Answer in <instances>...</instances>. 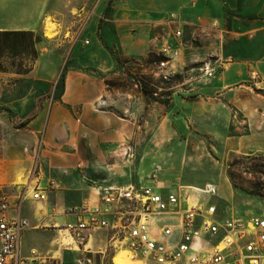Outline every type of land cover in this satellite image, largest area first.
<instances>
[{
    "label": "rangeland",
    "instance_id": "rangeland-1",
    "mask_svg": "<svg viewBox=\"0 0 264 264\" xmlns=\"http://www.w3.org/2000/svg\"><path fill=\"white\" fill-rule=\"evenodd\" d=\"M14 3L22 12L0 0L1 24L30 23L28 14L37 3L42 8L31 25L35 53L5 50L0 56V196L8 197L10 215L30 221L23 251L36 246L60 264L85 256L91 264H114L111 230L85 231L82 240L52 224L61 223L66 206L97 197L102 184L160 182L177 190L212 183L218 195L201 198L226 214L264 215L263 16L223 10L212 0H201L197 10L188 8L189 0ZM151 4L161 7L153 30ZM172 12L188 21L187 58L176 60L178 71L164 79L157 64L173 35ZM213 19L218 29L199 24ZM78 34L91 43L71 48ZM209 58L227 62L223 72L202 81L198 67ZM70 69L80 70L72 86L80 102L73 105L61 100L72 83ZM80 82L85 91L95 89L93 102L82 101ZM99 98L108 102L104 112L94 108ZM50 179L58 188L47 200H22L28 187Z\"/></svg>",
    "mask_w": 264,
    "mask_h": 264
},
{
    "label": "built area",
    "instance_id": "built-area-1",
    "mask_svg": "<svg viewBox=\"0 0 264 264\" xmlns=\"http://www.w3.org/2000/svg\"><path fill=\"white\" fill-rule=\"evenodd\" d=\"M198 2L189 0V6L195 8ZM170 23L175 24L173 36L162 44L160 54L163 57L157 64V72L164 79L178 71L175 61L183 55L182 46L187 35V22L175 12L170 14ZM208 26L206 29H218L219 22L213 19ZM220 59L209 58L201 63L198 69L202 81H209L224 71L227 61L220 62ZM256 75L254 72L253 77ZM104 105L106 100L101 98L96 108ZM56 188L58 183L54 179H50L46 186L36 182L28 187L22 200L26 197L47 200L48 192ZM95 189L97 200L66 206L63 214L72 219L52 224L56 230H64L72 238L79 235L82 240L85 236L80 235L85 231L111 230L114 264V256L121 252H126L133 264H264V215L235 217L226 214L225 209L201 198L202 195H218V189L212 183L180 186L177 190L160 182L109 183ZM9 210V199L2 194L0 264H41L42 254L37 248L32 247L27 255L21 251V237L31 226L29 219L20 213L10 215ZM91 263L90 256L77 259V264Z\"/></svg>",
    "mask_w": 264,
    "mask_h": 264
},
{
    "label": "crops",
    "instance_id": "crops-1",
    "mask_svg": "<svg viewBox=\"0 0 264 264\" xmlns=\"http://www.w3.org/2000/svg\"><path fill=\"white\" fill-rule=\"evenodd\" d=\"M8 1V5H7V7H9L7 10H16L17 12H22V9L21 10H19L18 9V7H19V5H15V3H14V0H7ZM10 1V2H9ZM12 1V2H11ZM37 1V0H36ZM212 2L214 3V4H219L220 5V7L223 9V10H229V11H241V10H244V9H250V10H253V11H256V12H258V14H259V16H263L264 17V0H212ZM200 3H201V0H199V2H198V5H197V7H195V8H191L190 6H189V3H188V8L189 9H191V10H197L198 9V7L200 6ZM212 3V4H213ZM129 8V7H128ZM161 9V7H159L157 4H151L150 5V13H149V16H148V18H149V26H150V28L149 29H151V30H153V28L155 27V24L157 23V21H158V19H157V12H158V10H160ZM1 10H4V7H2V9ZM7 10H5V11H7ZM16 12V13H17ZM42 12V8H41V4H39V3H37L36 4V7L34 8V10H33V12L32 13H30V14H28V16H27V18L30 20V23H28V22H18V24H16V25H6V24H1L0 23V30H4V29H9V30H31V31H34V28L31 26V25H35L39 20H40V17H41V13ZM179 18H181V19H183L182 17H179ZM184 21H186V19H183ZM186 22H188V21H186ZM173 25V24H172ZM171 25V26H172ZM175 25V24H174ZM202 27L203 28H208L209 26H208V24H204L203 23V25H202ZM172 31H173V29H172ZM173 36V35H172ZM172 36L170 37V38H168V39H166L165 41H169V40H171L172 39ZM70 40V42H71V40H72V38L71 39H69ZM90 40V39H89ZM164 41V42H165ZM163 42V43H164ZM91 43V40H90V42L89 43H86L85 42V40H81V37L79 36V38H78V40L76 41V43L75 44H73L72 43V45H71V48H76V45H78V44H81V46H82V48L84 47H86V45L87 44H90ZM146 44H147V42H146ZM185 45H187L186 44V42H185ZM185 45L184 46H182V50H183V55H182V57L181 58H183V59H186L187 58V55H186V49H185ZM74 51V50H73ZM135 51H137L136 49H135ZM141 51V50H140ZM139 52V51H138ZM180 67H183V66H180ZM70 71H72V72H70ZM78 72V71H80V70H77V69H73V70H69V72H70V74L72 73V76H71V79H72V83H71V85L68 87V89H66L65 90V92L63 93V95L61 96L62 98H61V100L62 101H64V102H66L67 104H71V105H73V104H77L78 102H80L79 101V99H78V96H77V94H72L73 92H72V86H73V82H75L76 81V79L77 80H79V78L77 77V78H75L76 77V74H74V72ZM76 83H77V81H76ZM83 88H84V85L80 82L79 84H78V88L77 89H79V91H80V94H81V99H82V101L83 102H86V103H91V102H93L96 98H97V93H96V91H95V89L94 88H92L91 89V87L89 86V87H87V90L85 91V90H83ZM81 89V90H80ZM86 89V88H85ZM90 95H92V98L90 97L89 98V96ZM101 98H99L98 100H100ZM97 103H98V101H97ZM108 106V102H107V100H106V105H104V106H100V108H96V105L94 106V108L96 109V110H100V111H106L105 110V108ZM85 115H88L87 113H85ZM39 117V116H38ZM116 122H114L113 121V123H112V125L110 124V126L109 127H112V128H114V124H115ZM89 194H92V193H89ZM97 198H98V196L97 197H91V195L86 199V201H88V200H97ZM85 201V202H86ZM63 218H62V221L61 222H65V221H69V220H71L72 218L70 217V216H67V215H64L63 214V216H62ZM64 217H68V220L66 219H64ZM22 238H23V235H22V237H21V240H22ZM23 241V240H22ZM23 245V242H22V244H21V251H22V253L23 254H25V255H27V254H29L30 253V249L32 248V247H34V248H37V249H39L38 247H36V246H31L28 250H26V251H23L22 249V246ZM83 250L85 251V252H91L90 250H88L87 248L85 249V248H83ZM61 251V250H60ZM39 252L42 254V261H41V264H60L58 261H57V259L58 258H56V259H54V260H56V261H48V257H47V255H45L40 249H39ZM98 252H101V253H103V255H105L106 254V249L104 250V249H100V250H98ZM61 254H63V252L61 251L60 252ZM62 256V255H61ZM54 262H56V263H54ZM70 264V263H69Z\"/></svg>",
    "mask_w": 264,
    "mask_h": 264
},
{
    "label": "trees",
    "instance_id": "trees-1",
    "mask_svg": "<svg viewBox=\"0 0 264 264\" xmlns=\"http://www.w3.org/2000/svg\"><path fill=\"white\" fill-rule=\"evenodd\" d=\"M34 33L31 30H0V56L7 50L9 53H23L34 48Z\"/></svg>",
    "mask_w": 264,
    "mask_h": 264
},
{
    "label": "bare ground",
    "instance_id": "bare-ground-1",
    "mask_svg": "<svg viewBox=\"0 0 264 264\" xmlns=\"http://www.w3.org/2000/svg\"><path fill=\"white\" fill-rule=\"evenodd\" d=\"M114 262L116 264H133L130 260L129 257L126 255V252H121L117 253L114 256Z\"/></svg>",
    "mask_w": 264,
    "mask_h": 264
}]
</instances>
